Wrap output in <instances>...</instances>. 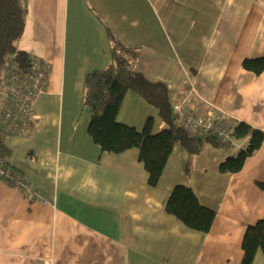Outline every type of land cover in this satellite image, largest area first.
I'll return each instance as SVG.
<instances>
[{"label":"crops","instance_id":"0c3cea01","mask_svg":"<svg viewBox=\"0 0 264 264\" xmlns=\"http://www.w3.org/2000/svg\"><path fill=\"white\" fill-rule=\"evenodd\" d=\"M26 9L19 51L50 64L28 137L4 140L0 164L19 174L30 195L0 179V264H241L248 225L264 219V140L241 171L221 174L235 155L203 143L189 170L188 153L172 147L156 187L138 149L100 152L87 133L84 77L106 68V29L138 52L134 69L165 85L171 103L187 97L220 110L226 123L264 132V72L241 67L264 54V0H21ZM189 79L201 100L188 95ZM155 110L127 92L117 119L140 130ZM158 124V129L164 128ZM212 138V137H211ZM204 139V138H202ZM177 185L189 186L215 217L207 233L166 213ZM252 264H264L258 251Z\"/></svg>","mask_w":264,"mask_h":264},{"label":"trees","instance_id":"16d2710c","mask_svg":"<svg viewBox=\"0 0 264 264\" xmlns=\"http://www.w3.org/2000/svg\"><path fill=\"white\" fill-rule=\"evenodd\" d=\"M25 18L26 9L21 0H0V71L9 65L8 59L23 68L27 66L28 56L17 47ZM106 34L111 43L110 64L104 69L91 70L84 77V106L89 112L87 133L100 152L119 155L137 148L138 161L148 175L147 184L156 187L175 144L181 145L188 153V172L192 159L199 154L203 143L215 140L188 134L171 112L165 85L147 81L134 69L138 52L124 46L108 29ZM241 67L255 75L263 73L264 54L258 58L244 59ZM127 92L138 95L156 112V116L146 118L141 130L117 119ZM160 122L165 125L162 129L157 128ZM232 136L237 141L245 142L235 155L219 164L218 171L221 174L241 171L246 159L261 147L264 140V132L243 122L234 126ZM3 142L0 136V159H6L8 155ZM256 185L264 191V183L257 182ZM165 211L188 229L201 233L209 231L215 217V212L202 206L193 190L183 185L172 189ZM241 249V264H252L258 251L264 256V219L246 227Z\"/></svg>","mask_w":264,"mask_h":264},{"label":"built area","instance_id":"2783aa9c","mask_svg":"<svg viewBox=\"0 0 264 264\" xmlns=\"http://www.w3.org/2000/svg\"><path fill=\"white\" fill-rule=\"evenodd\" d=\"M8 66L0 71V136L6 140L11 136L28 137L37 125L34 106L38 97L47 91L50 64L39 57L28 58L25 68L8 59ZM25 64V65H26ZM188 95L201 100L196 83L189 79ZM171 112L180 126L191 136L212 137L223 147L231 148L234 126L226 123L220 110H203L189 104L187 97L171 103ZM0 179L12 188L30 195L37 194L20 175L0 164Z\"/></svg>","mask_w":264,"mask_h":264},{"label":"rangeland","instance_id":"374dc122","mask_svg":"<svg viewBox=\"0 0 264 264\" xmlns=\"http://www.w3.org/2000/svg\"><path fill=\"white\" fill-rule=\"evenodd\" d=\"M126 125H127V124H126ZM141 129H142V128H141ZM141 129H140V130H141ZM231 149H232V148H231Z\"/></svg>","mask_w":264,"mask_h":264}]
</instances>
